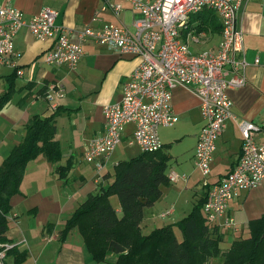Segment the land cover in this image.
<instances>
[{
    "label": "crops",
    "instance_id": "0c3cea01",
    "mask_svg": "<svg viewBox=\"0 0 264 264\" xmlns=\"http://www.w3.org/2000/svg\"><path fill=\"white\" fill-rule=\"evenodd\" d=\"M5 1L22 11L26 19L44 7L54 9L57 12L55 24L63 27L73 42L78 41V33L85 27L97 30L109 23L129 25L137 16L128 4L119 0H109L110 3L120 2L123 7L117 17L110 9L101 10L104 0H0V3ZM128 11L133 13L129 24L125 22ZM237 26L243 35L246 83L239 89L228 90L227 94L232 101V113L257 125L260 131L255 135V141L264 143V0L242 3L237 13ZM196 35H201L199 41L189 39V45L206 43L207 48L202 50L217 49L221 38L219 30L209 26L194 33ZM51 44L52 40H38L23 27L13 38L15 64L21 74H14L12 67H0V100L10 79H13L10 96L0 106V164L21 142L24 126L33 116L46 118L56 112L54 138L61 149V158L56 163L47 161L41 154L27 162L19 193L9 201L11 208L4 237L18 251L27 252L22 264H95L76 230L70 231L62 243L58 233L74 209L94 193L99 184L104 185L105 179L110 176L109 161H114L113 153L117 146L123 141L127 144L132 137L133 125H127L122 141L109 156L100 179L96 180L94 172L95 176L88 180V170L91 168L94 171V167L80 160L83 145L103 134L102 107L120 99L122 85L139 63V58L118 55L88 41L82 44L84 53L74 69L70 70L62 65L43 62L42 55ZM50 84L58 86L63 96L53 95L51 100L45 99L43 91ZM172 107L177 117L196 113L202 121L197 122L192 132L191 156L194 162L197 136L204 125L198 100L189 89L177 87L172 93ZM241 141L237 124L227 119L216 141L208 182L219 181L234 167L239 158ZM69 159L73 165L67 177L59 179L56 168ZM183 183L193 189L195 199L199 198L203 189H199L198 177L188 176ZM227 214L235 222L234 229L222 228L224 243L229 245L233 239L247 234L249 222L264 215V179L260 185L240 191L229 202ZM144 220L150 222L147 218Z\"/></svg>",
    "mask_w": 264,
    "mask_h": 264
},
{
    "label": "built area",
    "instance_id": "2783aa9c",
    "mask_svg": "<svg viewBox=\"0 0 264 264\" xmlns=\"http://www.w3.org/2000/svg\"><path fill=\"white\" fill-rule=\"evenodd\" d=\"M137 13L129 25L104 24L93 30L85 27L78 33V41L69 40L66 30L55 24L57 12L44 7L30 18L8 1L0 3V67H16L13 38L25 27L38 40H52L42 60L48 65H62L74 69L83 55L82 44L88 41L101 45L118 55L139 58L122 85L120 99L102 107L104 132L83 145L82 157L101 177L110 154L121 142L127 125H133L128 145H136L141 152H154L162 147L159 127H172L177 115L172 107V93L177 87L189 89L197 98L204 121L194 149V166L205 178L210 174V163L216 141L227 119L233 120L241 135L237 163L219 181L210 183L205 178L202 189L206 192L202 211L207 222L217 223L225 229H234L235 222L227 214L228 204L242 190L252 189L264 179V143H257L255 135L260 128L239 119L232 111L227 91L239 89L246 83L244 69L243 35L237 26V13L247 0H119ZM212 10L220 24V40L216 50L192 52L188 40L198 42L201 35L187 31L189 15L203 9ZM103 9L117 17L123 10L120 2L104 0ZM183 32L185 38H183ZM62 97L56 85H48L47 100ZM168 181H186L172 171ZM172 209L161 214L169 216ZM1 246V245H0ZM4 251L10 245H4ZM4 251L0 252L3 264Z\"/></svg>",
    "mask_w": 264,
    "mask_h": 264
},
{
    "label": "trees",
    "instance_id": "16d2710c",
    "mask_svg": "<svg viewBox=\"0 0 264 264\" xmlns=\"http://www.w3.org/2000/svg\"><path fill=\"white\" fill-rule=\"evenodd\" d=\"M218 18L210 9L189 15L187 31L197 33L211 26L220 31ZM186 34L187 32H183ZM16 74V69L14 70ZM12 78L1 96L5 103L12 89ZM48 86V85H47ZM45 87L43 96H46ZM46 99V98H45ZM56 112L49 117L33 116L24 126V136L0 164V252L4 245V259L12 258L13 264H22L26 251H18L4 237L10 198L19 193V186L28 161L41 154L51 163L61 158V149L55 140ZM122 141V140H121ZM169 156L162 147L154 152H140L113 166V181L107 189L104 185L89 194L66 219L58 233L62 243L67 234L76 230L87 253L95 264H264V215L248 224L247 236L233 239L226 250L220 248L224 241L222 226L209 223L202 211L206 192L193 204L188 215L172 225L155 227L148 234L142 232L144 208L152 206L162 196V185L169 184L166 174ZM73 163L69 159L56 168L59 179H66ZM115 194L122 216L109 203ZM177 228L181 240L174 234ZM111 258V259H109Z\"/></svg>",
    "mask_w": 264,
    "mask_h": 264
},
{
    "label": "rangeland",
    "instance_id": "374dc122",
    "mask_svg": "<svg viewBox=\"0 0 264 264\" xmlns=\"http://www.w3.org/2000/svg\"><path fill=\"white\" fill-rule=\"evenodd\" d=\"M134 12V11H133ZM133 13L127 12L125 17V22L127 24L131 21V16ZM207 44H202L199 46L189 45L190 49L193 52L201 51L206 49ZM201 49V50H198ZM177 122L172 127H159L158 135L160 142L163 145V151L169 156L167 162L166 174L170 171L180 175V176H191L192 178H199V189L202 188V183L205 178L208 180L209 176L203 177L201 173L195 169L194 162L192 161L191 156V140H193V129L197 124L199 119L198 114L192 113L190 115H178ZM121 143V142H120ZM116 148V147H115ZM114 148V149H115ZM113 152V151H112ZM141 151L136 145L127 146L125 141H123L119 146H117L116 151L113 153L114 161H109L108 171L110 176L105 179L104 188L107 189L113 181V165L118 161H126L130 158L137 156ZM111 155V154H110ZM194 158V156H193ZM77 161L79 157L76 156ZM80 160L85 162L80 155ZM88 166V165H87ZM79 171V169H78ZM87 173L88 180L92 179L95 176V171L89 168ZM105 171H107L105 169ZM102 174V173H101ZM100 174V175H101ZM195 176V177H194ZM183 183V181H178L177 183H169L162 185V196L158 199L152 206L144 208V219L147 218L150 222L144 220L142 222V232L143 234H148L155 227H163L167 225H172L181 220L184 216L188 215L193 208V204L196 202V199L193 197V189ZM110 205L116 210V217L120 218L122 213L120 211L119 200L115 194H112L108 198ZM172 209V212L169 216L165 218L161 217L162 213H165L167 210ZM174 234L177 240H181V234L177 228H174ZM247 235L245 234L244 237ZM229 247L228 244L224 241L220 244L222 250H226ZM111 259V258H109ZM5 263L13 264L10 260V257L4 259ZM218 260H215V264ZM208 264H214L211 260Z\"/></svg>",
    "mask_w": 264,
    "mask_h": 264
}]
</instances>
